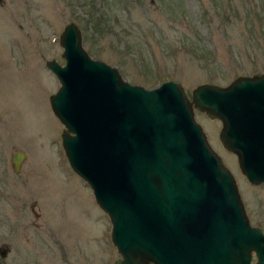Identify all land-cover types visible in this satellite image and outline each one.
<instances>
[{"label":"rangeland","instance_id":"rangeland-1","mask_svg":"<svg viewBox=\"0 0 264 264\" xmlns=\"http://www.w3.org/2000/svg\"><path fill=\"white\" fill-rule=\"evenodd\" d=\"M70 22L91 58L146 89L170 80L190 98L199 84L264 74V0H1L0 264L119 257L107 215L68 165L48 101L59 83L45 61L64 63L58 36ZM193 113L231 172L249 224L264 234V183L247 182L218 139V119ZM15 151L25 154L17 174Z\"/></svg>","mask_w":264,"mask_h":264},{"label":"water","instance_id":"water-1","mask_svg":"<svg viewBox=\"0 0 264 264\" xmlns=\"http://www.w3.org/2000/svg\"><path fill=\"white\" fill-rule=\"evenodd\" d=\"M58 39L64 63L45 61L59 83L48 101L69 167L109 219L113 264H264V234L193 113L218 119L247 182L264 183V74L199 84L188 98L170 80L128 83L86 53L74 23ZM24 157L11 154L14 173Z\"/></svg>","mask_w":264,"mask_h":264},{"label":"trees","instance_id":"trees-1","mask_svg":"<svg viewBox=\"0 0 264 264\" xmlns=\"http://www.w3.org/2000/svg\"><path fill=\"white\" fill-rule=\"evenodd\" d=\"M88 14V13H87ZM89 15V14H88Z\"/></svg>","mask_w":264,"mask_h":264}]
</instances>
